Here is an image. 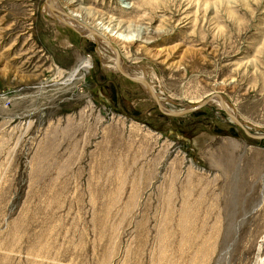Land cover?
<instances>
[{"label":"rangeland","instance_id":"obj_1","mask_svg":"<svg viewBox=\"0 0 264 264\" xmlns=\"http://www.w3.org/2000/svg\"><path fill=\"white\" fill-rule=\"evenodd\" d=\"M45 3L0 0V264H264V139L162 112ZM57 4L170 108L264 133V0Z\"/></svg>","mask_w":264,"mask_h":264},{"label":"bare ground","instance_id":"obj_2","mask_svg":"<svg viewBox=\"0 0 264 264\" xmlns=\"http://www.w3.org/2000/svg\"><path fill=\"white\" fill-rule=\"evenodd\" d=\"M44 9L46 11L47 14H49L52 18L54 19H59L61 20L62 23L74 26L75 28H77L80 32L84 33L85 35H87L86 37H89L90 39H93L95 42H97L99 44L100 47V51L104 52V54L106 55H110L109 57H105L104 60H106V65L108 67H114L116 69H118L120 71V73L124 72V73H128L129 76H139V77H143L147 79V76H150L151 73L147 72V68L143 67V68H138V67H133V68H129L125 65L123 60L121 59V55L118 53H115L111 47L109 46V44L107 43V40H104V34H106V30L103 28V26H101V24H99V26H92L89 25L88 23L85 22L84 17H80L79 15L70 12L68 9H66V7L64 5H58L57 4V0H46ZM70 9V8H69ZM107 38V37H106ZM84 64V65H83ZM81 66H91V62L87 61L86 63L84 62ZM81 68V67H80ZM79 68H77V70H75V73L78 71ZM126 72H125V71ZM74 71V70H73ZM126 73V74H127ZM152 77V76H151ZM131 79V78H130ZM151 79V78H150ZM135 81V80H134ZM152 81V79H151ZM136 83L140 84L141 87L144 88V90L151 96L153 97V94L151 92V90L145 85V83L141 82H137ZM153 83V82H152ZM154 86V85H153ZM152 86V87H153ZM153 89L155 90V92L158 94L159 98L162 99L161 100V110L165 113H169L170 111H181V110H185L188 109L189 107L187 106H183L180 109H172L168 106L169 103H173L171 100L166 99V97H164L163 95H161L156 89L155 87H153ZM154 99V97H153ZM209 106H216L217 110H221L223 109L222 103L219 99V97H214L210 103L208 104ZM224 107L231 112L233 115L237 116V114L235 113V111L228 105L227 101L225 100L224 103ZM238 117V116H237ZM239 118V117H238ZM239 120H241L239 118ZM232 121L237 124L233 119ZM242 121V120H241ZM243 122V121H242ZM247 127L248 130L252 132V128L244 121L243 122ZM256 130V129H255ZM259 133V132H258ZM256 135H263L264 133H254ZM187 228L184 226V233H186ZM194 234L191 231V236L186 234V240L188 238H193ZM194 239H197L196 236H194ZM195 241V240H194ZM189 243V242H188ZM189 246V245H188Z\"/></svg>","mask_w":264,"mask_h":264},{"label":"water","instance_id":"obj_3","mask_svg":"<svg viewBox=\"0 0 264 264\" xmlns=\"http://www.w3.org/2000/svg\"><path fill=\"white\" fill-rule=\"evenodd\" d=\"M121 74L126 76V77L131 78L133 81L134 80L137 81V82H141L142 81L143 83H145V85L151 90V92L153 94V97H154V100L156 101L159 109L161 110V100L162 99L159 98L158 94L155 92V90L153 89V87L151 86V84L149 83V81L146 78L139 77V76H129L128 74H126L124 72H122ZM214 97H219V99H220V101L222 103V106H223V110L229 115V117L231 119H233L245 131V133L249 137H251L253 139H264V134L263 135H256L254 133H251L248 130V127L241 120H239V118L237 116L233 115L231 112H229L224 107L225 99H224L223 95L218 93V92L217 93H213L212 95L208 96L205 100H203L202 102L196 104L195 106H192V107H190L188 109L181 110V111H170L168 114L169 115H173V116L189 114L191 112L199 110L200 108H202L204 106H207Z\"/></svg>","mask_w":264,"mask_h":264}]
</instances>
